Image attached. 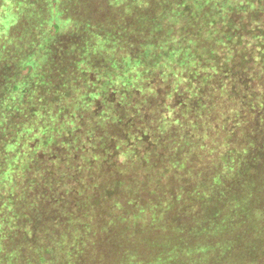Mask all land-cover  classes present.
Masks as SVG:
<instances>
[{
  "label": "trees",
  "instance_id": "16d2710c",
  "mask_svg": "<svg viewBox=\"0 0 264 264\" xmlns=\"http://www.w3.org/2000/svg\"><path fill=\"white\" fill-rule=\"evenodd\" d=\"M16 1L0 25L35 32L51 4H97ZM96 23V63L48 49L0 84V264H264L260 196L250 219L235 201L264 188V0H98ZM145 222L174 248H133Z\"/></svg>",
  "mask_w": 264,
  "mask_h": 264
},
{
  "label": "rangeland",
  "instance_id": "374dc122",
  "mask_svg": "<svg viewBox=\"0 0 264 264\" xmlns=\"http://www.w3.org/2000/svg\"><path fill=\"white\" fill-rule=\"evenodd\" d=\"M35 1L36 0H32L30 4L25 8L29 11L34 12V19L36 20L39 13L42 12L47 5L46 3H34ZM13 2H15V0H0V18L5 15L7 10L11 12H17L15 11V8L19 5L17 1L14 5H12ZM10 6H14V8L11 9ZM84 6H86V8L73 7V4L71 2L69 3V5L64 6H62L59 2H56L55 5L51 4L50 8H52V10L55 12L56 18L55 16H53V18L49 17L53 20L47 21L42 19L43 17L39 18L40 20L38 19L39 21H37L38 25L36 26V32L35 30H28L27 27V25L29 24L33 25V19L29 18L27 22L25 18H22V16L21 18L19 17L20 19L17 18L10 27L0 25V72L4 69V72L0 73V84H4L5 82H17L21 78V75L31 71L32 67L30 65L33 62H36L37 68L40 66V68L43 69L48 64V61H50V56L47 55L48 49H52L58 53V57H56V64L58 66L62 65L64 62L71 63L75 61L77 64H79V67L77 66V70L79 71L87 61L89 62V53L93 52V50L96 53L97 50L96 44L94 43H96V37L98 36V23H96L98 22V0L97 4H94V7H92L90 4H85ZM82 10H87V12L91 10L93 16H90V14L88 13V16L83 18V20H85L89 17H92V21L89 20L90 22H92L90 23V25H83L84 23H79L75 20L77 18L75 17V14L74 16L72 15L74 12L76 14H79L78 11L82 12ZM49 14L50 13L48 12V16ZM100 17L101 19H103L102 16ZM54 20H57V23H59L58 27H55L52 24ZM79 33L86 35V39H79L77 37ZM117 35L119 36L118 39H122V33L119 32ZM113 42L116 44L115 38H113ZM4 45L6 46V48H8L9 45L11 46L13 55L15 52L14 58L10 59L9 61H7L3 56L4 52L2 47ZM40 47H45L44 49H46V56H44V49ZM96 55V57L92 55L94 63L98 61V54L96 53ZM7 73L10 74L9 77H6ZM246 185H250L252 187L248 190V194L251 195V197L248 199H233V201L235 200L239 203V206L242 208H239V211L243 213L246 219H250L251 217L244 213L245 209L247 208V205L252 204L253 200L256 199L255 195L257 194L260 196L261 206L264 207V188L260 191V187L257 186L258 183H246ZM227 198L228 200L226 201L228 202H224L223 205L224 211H228L233 205H235V202H232L229 197ZM123 199H125V197ZM256 203L257 205H259L258 200ZM116 204V199H113V206L116 207ZM192 205L193 207H195L197 203ZM105 207L107 209H110L109 199H106ZM259 214H261L260 211ZM262 214H264V211ZM262 214L259 215V219H262ZM223 217L224 216H222L221 219ZM82 220L83 219L80 218L78 222ZM144 227L147 228L146 222L144 224ZM138 229L141 234L139 238H131L132 246H134L133 248H174L173 245L175 244V242L177 243L174 232L168 230L170 229L169 227L168 229H164L162 231H159V229L155 228H147L148 233H143L141 231V227ZM203 238L204 239L200 237L195 239L192 238L190 240L189 248L195 250V244H197V241H204L201 243L205 246L207 239L205 237ZM186 241H188V238H186ZM262 252L264 253L263 248ZM197 254L198 253L193 252L192 255L187 257H183L184 255H180L179 263L196 264L195 260L197 259Z\"/></svg>",
  "mask_w": 264,
  "mask_h": 264
}]
</instances>
